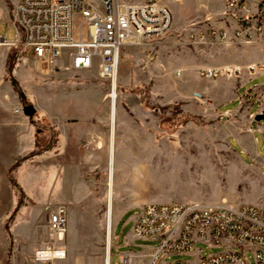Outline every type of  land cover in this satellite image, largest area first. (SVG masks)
<instances>
[{
    "label": "rangeland",
    "instance_id": "1",
    "mask_svg": "<svg viewBox=\"0 0 264 264\" xmlns=\"http://www.w3.org/2000/svg\"><path fill=\"white\" fill-rule=\"evenodd\" d=\"M17 1L0 0V36L7 40L17 37L11 23ZM169 6L171 27L155 47L121 53L113 99L111 84L97 77L96 68H64L68 50L60 69L42 73L29 49L0 47V264H105L107 248L115 264L120 253L157 245L132 233L133 219L145 203L204 204L225 198L264 205V167L231 139L244 127L235 119L244 117L219 112L222 102L236 96L241 73L201 74L206 68L224 69L220 61L241 54L235 45L250 46L229 34L246 9L227 10L224 0H173ZM212 25L226 31L225 42H191L193 34ZM217 87L226 90L222 98L212 92ZM29 105L33 110L24 111ZM253 136L254 150L264 158L260 134ZM58 205L67 213L63 241L56 242L65 257L38 261L35 252L52 246L46 209ZM197 246L204 256L221 251ZM247 258L256 264L250 252Z\"/></svg>",
    "mask_w": 264,
    "mask_h": 264
},
{
    "label": "built area",
    "instance_id": "2",
    "mask_svg": "<svg viewBox=\"0 0 264 264\" xmlns=\"http://www.w3.org/2000/svg\"><path fill=\"white\" fill-rule=\"evenodd\" d=\"M171 1L18 0L11 21L17 37L7 40L0 36V47L29 49L42 73L57 67L63 51L68 50V64L64 68L74 71L96 68L97 77L112 87L123 50L155 47L156 40L169 31ZM224 6L227 10L246 9L237 15L234 41L248 45L260 43L264 47V0H224ZM191 38L195 44L223 43L227 33L212 25L207 32H197ZM247 69L264 71V62L250 64ZM240 70L239 66H225L220 70L206 68L201 74L231 76ZM45 215L52 246L37 250L35 259H62L64 247L56 248V242L63 241L67 229L66 208L62 205L47 208ZM132 233L135 238L157 242L143 254L144 264H250L248 252L256 264H264V205L239 204L225 198L204 204L145 203L138 208ZM198 244L220 247L221 251L204 256ZM56 252L61 255L51 254ZM171 255L191 259L165 261ZM135 258L131 252L120 253L115 264H133Z\"/></svg>",
    "mask_w": 264,
    "mask_h": 264
},
{
    "label": "crops",
    "instance_id": "3",
    "mask_svg": "<svg viewBox=\"0 0 264 264\" xmlns=\"http://www.w3.org/2000/svg\"><path fill=\"white\" fill-rule=\"evenodd\" d=\"M234 28L229 32L232 36L233 31L237 27V21H235ZM240 48L241 54L230 55L228 60H222L218 63L220 66H239L247 67L250 64H254L258 61L264 62V49L255 45L245 46V45H235L232 48ZM231 48V47H230ZM234 51V49H230ZM61 61V60H60ZM59 65L56 63L57 67L60 69ZM240 83L236 86V96L229 101L222 102L219 106V112L221 116L232 117L233 115L239 114L243 115L244 118L235 119V121H242L244 127L239 131H235L232 135V140L246 146L248 155L254 160L253 162L260 164V168L264 167V158L258 156L257 152L254 150L256 138L253 133L258 132L261 137L262 145L261 148L264 149V124L261 120H255V116L258 114H264V71H248L246 68L240 72ZM232 85V83L230 84ZM243 94H240V91ZM224 88L217 87L212 91L218 98H222V94L225 93ZM209 92V91H208ZM240 98H243L245 106L241 105ZM236 103L235 107H229V104ZM248 147V148H247ZM250 149V150H249ZM241 149L239 152H243ZM135 218V217H134ZM134 220V219H133ZM125 245H129L128 241H124ZM151 248H146L141 253H133L137 261L136 264H144L146 258L143 256L146 252H149ZM111 261V256H110Z\"/></svg>",
    "mask_w": 264,
    "mask_h": 264
},
{
    "label": "bare ground",
    "instance_id": "4",
    "mask_svg": "<svg viewBox=\"0 0 264 264\" xmlns=\"http://www.w3.org/2000/svg\"><path fill=\"white\" fill-rule=\"evenodd\" d=\"M115 84L112 85V88H111V92L108 94L109 97H111L112 99L115 97ZM111 113L113 114L114 113V110H113V107L111 109ZM111 156H110V161H111ZM108 194H107V201H108V229H107V244L109 242V232H110V225H109V216H110V209H111V197H112V180H111V177H109V180H108ZM51 254H55L56 256L58 255H61L60 252H56V253H51ZM105 264H109V255H108V248L106 250V258H105Z\"/></svg>",
    "mask_w": 264,
    "mask_h": 264
},
{
    "label": "water",
    "instance_id": "5",
    "mask_svg": "<svg viewBox=\"0 0 264 264\" xmlns=\"http://www.w3.org/2000/svg\"><path fill=\"white\" fill-rule=\"evenodd\" d=\"M23 110L24 111H32L33 110V106L29 105V106H23ZM264 119V114H258L257 116H255V120H261Z\"/></svg>",
    "mask_w": 264,
    "mask_h": 264
},
{
    "label": "trees",
    "instance_id": "6",
    "mask_svg": "<svg viewBox=\"0 0 264 264\" xmlns=\"http://www.w3.org/2000/svg\"><path fill=\"white\" fill-rule=\"evenodd\" d=\"M11 67H12V66L8 63L7 72H8L9 74L11 73V70H12Z\"/></svg>",
    "mask_w": 264,
    "mask_h": 264
}]
</instances>
